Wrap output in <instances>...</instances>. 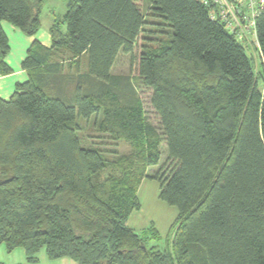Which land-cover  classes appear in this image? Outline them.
I'll return each mask as SVG.
<instances>
[{
    "label": "trees",
    "instance_id": "trees-1",
    "mask_svg": "<svg viewBox=\"0 0 264 264\" xmlns=\"http://www.w3.org/2000/svg\"><path fill=\"white\" fill-rule=\"evenodd\" d=\"M64 1L52 47L33 43L29 81L0 98V246L29 263L45 249L77 264H264V91L244 44L197 0ZM46 2L0 0V75L13 73L2 22L35 36ZM143 3L170 30L138 60L160 130L129 77L112 74L144 32ZM256 31L264 67V11ZM84 57L85 72H66ZM93 116L132 152L110 162L83 147L74 123ZM163 143L176 166L152 176ZM149 180L178 210L165 248L151 245L154 224L140 234L128 225Z\"/></svg>",
    "mask_w": 264,
    "mask_h": 264
},
{
    "label": "rangeland",
    "instance_id": "rangeland-1",
    "mask_svg": "<svg viewBox=\"0 0 264 264\" xmlns=\"http://www.w3.org/2000/svg\"><path fill=\"white\" fill-rule=\"evenodd\" d=\"M143 8L147 15V24L144 27V32L139 37L132 55L123 52L119 54L115 66L112 69V74L129 77L137 90L139 98L143 102L148 123L160 130L161 126L159 117L151 105L152 91L142 85L139 77L138 60L145 47L158 46L161 41L168 38V35L165 36L164 33H169L170 30L165 26H158L162 21L157 17L151 16L152 14L145 3H143ZM66 11L67 3L64 0H47L42 10L41 19L43 27L47 28L55 18L63 16ZM249 38L250 39L243 44L247 49V54L254 62L258 87L264 91V67L259 43L253 36ZM65 67L67 73H83L87 67V58L84 57L79 61H71V63H68ZM99 120H101V116H93L88 120L77 117L74 126L78 130V136L81 139L82 146L88 148L94 147L102 150L105 157L110 162L115 159L113 152H118L121 155L130 154L132 148L129 144L125 142H120L119 144L115 143L111 141L107 135L99 131ZM160 151L161 160L159 165L149 169V173L152 176H155L157 173H159V175H167L176 166L175 163L168 161V151L165 143L161 145ZM107 173L108 171L101 176V180L107 175ZM159 191L160 187L157 181L149 180L147 184H143L139 190L142 209L133 213L129 219V225L140 234L154 224L161 234V241H153L151 245L156 244L161 248H165L168 246L169 241L171 245V229L177 219L178 210L176 207L170 206L160 200ZM42 252H45V249H43ZM0 253H3V255L6 256L11 254L7 251L4 245L0 246ZM9 259L11 258L9 257Z\"/></svg>",
    "mask_w": 264,
    "mask_h": 264
},
{
    "label": "crops",
    "instance_id": "crops-1",
    "mask_svg": "<svg viewBox=\"0 0 264 264\" xmlns=\"http://www.w3.org/2000/svg\"><path fill=\"white\" fill-rule=\"evenodd\" d=\"M65 14L59 18H53L54 20L51 23L49 21L50 24L48 23L49 25L47 28L43 27L41 19L42 25L40 31L35 36L31 37L24 35L20 29L14 27L10 23L5 21L2 22V28L8 38L10 46V53L6 57V64L13 70V73L7 76L0 75L1 99L4 101H9L16 93L17 86L20 84H25L29 81L28 73L23 70L22 64L27 58L30 47L33 45V43L39 42L43 46L51 48L52 36L50 34V29L55 23L60 22L64 18ZM147 182L148 181H144L143 184H147ZM9 257L11 259H9ZM37 259V263H29L25 252L21 249L15 250L13 253L7 256L3 255V253H0V263L2 264H77L69 258H62L52 261L47 257L46 251H41L37 256Z\"/></svg>",
    "mask_w": 264,
    "mask_h": 264
},
{
    "label": "built area",
    "instance_id": "built-area-1",
    "mask_svg": "<svg viewBox=\"0 0 264 264\" xmlns=\"http://www.w3.org/2000/svg\"><path fill=\"white\" fill-rule=\"evenodd\" d=\"M209 9L212 21L221 22L238 41L257 39V21L264 11V0H197Z\"/></svg>",
    "mask_w": 264,
    "mask_h": 264
}]
</instances>
